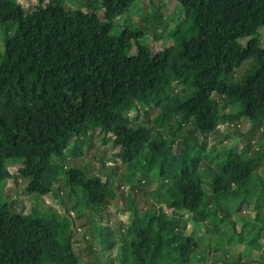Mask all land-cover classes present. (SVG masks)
Here are the masks:
<instances>
[{
  "label": "trees",
  "instance_id": "16d2710c",
  "mask_svg": "<svg viewBox=\"0 0 264 264\" xmlns=\"http://www.w3.org/2000/svg\"><path fill=\"white\" fill-rule=\"evenodd\" d=\"M135 1L102 0L100 17L63 0H37L31 10L0 0V33L13 30L0 51V185L12 178L7 167L18 164L35 198L26 214L0 204V264H81L71 217L35 210L46 208L41 199L60 178L78 215H96L119 194L116 178L109 185L86 167L62 163L68 152L81 155L96 129L118 148L126 181H146L169 211L138 212L130 191L128 239L117 246L108 228L95 226L103 250L130 264H203L202 243L223 258L236 249L223 264H264V151L252 149L237 123L264 125V0H179L183 16L171 27L154 3L136 29L113 33L115 18ZM158 23L175 41L153 52L148 36L160 38ZM151 104L160 112L146 124L138 111ZM222 125L240 140L209 150L206 138Z\"/></svg>",
  "mask_w": 264,
  "mask_h": 264
},
{
  "label": "rangeland",
  "instance_id": "374dc122",
  "mask_svg": "<svg viewBox=\"0 0 264 264\" xmlns=\"http://www.w3.org/2000/svg\"><path fill=\"white\" fill-rule=\"evenodd\" d=\"M20 3L27 9L31 10V7L37 3V0H19ZM67 6L74 9H81L83 11H94L100 17H104V9L101 8L102 0H63ZM159 4V11L156 13L160 16V20L168 24V27L176 25L180 18L183 16V8L179 4V0H136L131 8L125 13L114 20V29L113 33L119 34L127 27L136 29L139 26V22H143V14L146 9L153 10L154 7H151L152 4ZM153 13V12H152ZM149 16L151 17V14ZM152 16H154L152 14ZM159 21V20H158ZM156 24L158 26L157 30L160 35V38L155 39L151 33L148 37L150 38L151 50L157 52L162 48L172 46L174 43V37L169 33H166L164 30L165 24ZM147 25L152 28L153 25L147 23ZM17 27L16 25H14ZM0 33V51L3 52V37L11 36L13 30L8 33V31L1 27ZM2 30L4 32H2ZM189 30V26H184V32ZM143 43L148 44V39L143 38ZM241 43L246 45L247 40H242ZM136 45V42H135ZM247 67V65H246ZM245 67V68H246ZM244 69L237 71L236 78L239 79L243 74ZM175 92L181 93V87L176 86ZM160 108L151 104L141 108L138 111L139 119L146 124H154L155 119L159 115ZM131 114H136L134 111ZM238 123V129L243 133L246 138L245 140L251 142L252 149L264 151V125L259 128L251 129L248 125V122L242 120ZM156 130V128L154 127ZM219 132L210 135L207 139V148L212 149L213 146H232L235 145L237 141L240 140V137L232 136V132H237V130L230 128L228 125H222L219 127ZM161 133L166 136L167 131L165 129L161 130ZM226 134V135H225ZM198 141L201 142L203 138L198 134ZM106 137V138H105ZM87 143L82 149L81 155H74L73 153L68 152L65 159L62 163L68 166L76 167H86L87 170L102 179L103 182L112 185L114 178L117 179V186L120 187L119 194L110 200L105 206V209L92 215L90 212L88 215H83L84 213L77 214L79 209H74V196H72L70 187L60 178L59 183L57 184L56 190L53 193H49L42 197V203L46 206L43 208L42 204L36 205L35 212L44 213L49 208H55L59 211V215L63 214L71 217L73 226L71 231V243L77 254L81 259V264H130L129 261L123 263L119 258V253L115 251H105L103 250V245L99 240V234L95 229V226L106 227L111 231L113 236V242L117 246L121 245L126 239L124 230L127 227L132 218V211L129 209V202L127 201V196L130 191L134 193L135 196V205L138 212H144L147 207H162L165 213L169 214V211L165 206L161 205L153 197H151V190L154 188L152 186H146L148 184L146 181L143 182V185L139 184V177L136 179H131L126 181L124 178L128 175L127 167L123 166L119 161L115 160V156L118 153V148H112V140L99 129L91 131L87 135ZM73 146L74 143H71ZM243 147L242 143L236 145V150L239 151ZM8 171L12 174V178L8 179L6 183L0 185V204H6L11 210L21 213H30L33 212V203L35 198L26 191L25 187L27 180L22 178L18 173L19 166L18 164H10ZM259 173L264 176V160L262 166L259 168ZM128 182V183H127ZM55 193L63 197V201L55 198ZM264 210V206L262 207ZM249 210L254 215L255 208L253 206L249 207ZM91 218V221L88 219ZM95 224H94V223ZM187 228H191L190 221H187ZM241 223L238 222L240 227ZM235 247V245H233ZM240 248H243V245H240ZM198 250L201 251V254L204 253L208 255V258L203 262V264H223L225 260L233 258L235 255V250L228 252L227 257H221V251H216L215 247L206 248L202 243L199 244ZM257 255V254H256ZM189 264H198V263H189Z\"/></svg>",
  "mask_w": 264,
  "mask_h": 264
}]
</instances>
